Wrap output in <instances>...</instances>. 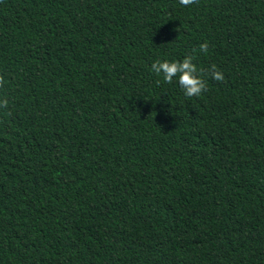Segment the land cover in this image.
<instances>
[{
	"label": "trees",
	"instance_id": "obj_1",
	"mask_svg": "<svg viewBox=\"0 0 264 264\" xmlns=\"http://www.w3.org/2000/svg\"><path fill=\"white\" fill-rule=\"evenodd\" d=\"M0 264H264V0H0Z\"/></svg>",
	"mask_w": 264,
	"mask_h": 264
},
{
	"label": "clouds",
	"instance_id": "obj_2",
	"mask_svg": "<svg viewBox=\"0 0 264 264\" xmlns=\"http://www.w3.org/2000/svg\"><path fill=\"white\" fill-rule=\"evenodd\" d=\"M182 6L193 3V0H179ZM207 44H201L200 50L206 51ZM193 56H185L182 60L157 59L151 64V72L171 84L178 82L183 94L187 98L199 96L205 89V81L201 78L196 64L193 63ZM214 79H222V73L212 71Z\"/></svg>",
	"mask_w": 264,
	"mask_h": 264
}]
</instances>
